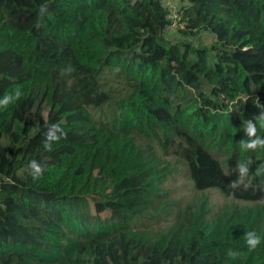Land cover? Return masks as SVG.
Instances as JSON below:
<instances>
[{
	"label": "trees",
	"instance_id": "obj_1",
	"mask_svg": "<svg viewBox=\"0 0 264 264\" xmlns=\"http://www.w3.org/2000/svg\"><path fill=\"white\" fill-rule=\"evenodd\" d=\"M182 1L0 0V264H264V0Z\"/></svg>",
	"mask_w": 264,
	"mask_h": 264
},
{
	"label": "rangeland",
	"instance_id": "obj_2",
	"mask_svg": "<svg viewBox=\"0 0 264 264\" xmlns=\"http://www.w3.org/2000/svg\"><path fill=\"white\" fill-rule=\"evenodd\" d=\"M171 2L170 18L172 22L166 30V34L180 37L182 33H179V29L183 28V24L179 21L177 9L183 4V1L171 0ZM211 40L212 35L205 32L198 34L195 43H207ZM174 165H177L176 168L170 172H166L165 177L159 184L162 187L159 191L160 194L153 195L152 203L145 211V215L148 213L149 216L144 218L143 223L149 228L167 230V226L177 220L186 207L188 211L195 208V204L192 202L195 190L192 187L187 169L182 162H176ZM205 193L208 195L209 205L213 210L220 207L223 203L232 200L216 188H209Z\"/></svg>",
	"mask_w": 264,
	"mask_h": 264
},
{
	"label": "clouds",
	"instance_id": "obj_3",
	"mask_svg": "<svg viewBox=\"0 0 264 264\" xmlns=\"http://www.w3.org/2000/svg\"><path fill=\"white\" fill-rule=\"evenodd\" d=\"M245 239L249 250H254L260 244V240H261V238L258 235H256L254 231L247 232L245 234ZM228 255L230 257L235 258L238 255V253L230 249L228 251Z\"/></svg>",
	"mask_w": 264,
	"mask_h": 264
}]
</instances>
